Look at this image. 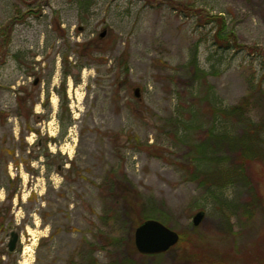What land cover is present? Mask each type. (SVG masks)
I'll list each match as a JSON object with an SVG mask.
<instances>
[{
  "label": "rangeland",
  "instance_id": "obj_1",
  "mask_svg": "<svg viewBox=\"0 0 264 264\" xmlns=\"http://www.w3.org/2000/svg\"><path fill=\"white\" fill-rule=\"evenodd\" d=\"M88 3L0 0V264H264V165L215 193L202 180L215 167L192 179L197 152L171 126L194 54L205 86L226 105L248 96L264 125V0ZM211 14L231 49L213 43ZM135 200L178 233L168 251L135 249Z\"/></svg>",
  "mask_w": 264,
  "mask_h": 264
},
{
  "label": "trees",
  "instance_id": "obj_2",
  "mask_svg": "<svg viewBox=\"0 0 264 264\" xmlns=\"http://www.w3.org/2000/svg\"><path fill=\"white\" fill-rule=\"evenodd\" d=\"M88 2L90 0H75V4L79 9L86 8L89 5ZM208 23L213 25V32L210 36L213 43L227 44L223 45L225 47H222V49H231L227 41L231 38L232 32L228 29L222 15L211 14ZM220 45L219 49L222 46ZM185 68L193 83V86L189 89L191 98L186 107L181 106L174 111L178 115L171 120L174 131L173 138L197 152L196 155L189 154L191 151L188 150V152L190 151L188 153L190 158L188 164L184 165L187 170L191 168V178L197 179L209 166H214V173L212 175L205 173L206 178L202 180L203 182L207 181L213 192L220 191L222 193L226 185H231L233 177H240L243 167H250V165L253 166L256 163L264 165V125L253 122L248 115L250 105L248 96L242 97L234 105H226L223 104L211 87L205 86V72L199 66V60L195 54ZM204 103H206V107L203 112L199 104ZM201 113L210 116L208 122L201 119ZM66 126L64 125L63 128ZM203 128H205V138L208 141L205 142V140L200 144L194 143L196 141L195 134ZM235 128L239 129V135L234 133ZM223 147L228 149L226 153L231 154L230 162L225 154L223 156ZM226 161L231 164L229 165L232 167L231 169L223 166ZM253 192H256V188ZM254 193L251 199L257 200L258 197ZM132 205L133 209L136 208L137 210V214L134 215L133 219L136 225L149 218L144 203L135 200L132 201ZM122 242V238H117L113 244L118 245Z\"/></svg>",
  "mask_w": 264,
  "mask_h": 264
},
{
  "label": "water",
  "instance_id": "obj_3",
  "mask_svg": "<svg viewBox=\"0 0 264 264\" xmlns=\"http://www.w3.org/2000/svg\"><path fill=\"white\" fill-rule=\"evenodd\" d=\"M102 35L103 32L100 36ZM133 95L136 98L140 96L138 87L133 89ZM203 216L204 213L202 211L196 212L192 217L193 225H197ZM7 237V250L13 251L17 244L18 233L16 230H10L7 232ZM178 240L179 235L176 231L152 218L143 220L134 228L133 231L134 247L141 254L152 255L166 252L174 246Z\"/></svg>",
  "mask_w": 264,
  "mask_h": 264
},
{
  "label": "flooded vegetation",
  "instance_id": "obj_4",
  "mask_svg": "<svg viewBox=\"0 0 264 264\" xmlns=\"http://www.w3.org/2000/svg\"><path fill=\"white\" fill-rule=\"evenodd\" d=\"M57 168H58V167H57ZM17 233H18V232H17ZM6 237H7V234H6ZM7 241H8V237H7ZM18 241H19V233H18V240H17V244H18ZM17 244H16V247H17ZM6 245H7V244H6ZM16 247H15V248H16ZM6 248H7V247H6ZM14 250H15V249H14ZM14 250H13V251H14ZM13 251H9V252H13Z\"/></svg>",
  "mask_w": 264,
  "mask_h": 264
}]
</instances>
